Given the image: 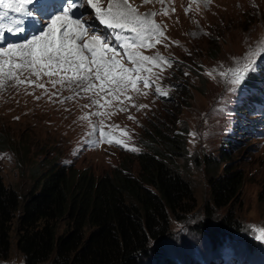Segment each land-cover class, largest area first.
I'll list each match as a JSON object with an SVG mask.
<instances>
[{"label": "rangeland", "instance_id": "1", "mask_svg": "<svg viewBox=\"0 0 264 264\" xmlns=\"http://www.w3.org/2000/svg\"><path fill=\"white\" fill-rule=\"evenodd\" d=\"M106 3L104 0L105 6ZM130 3L141 14L161 13L153 18L166 25L167 39L155 48L142 51L152 56L159 52L172 59L170 68L153 67V74H158L159 80L157 75H152L169 95L159 96L155 86L143 89L138 84L148 95H129H133L135 105H148L147 108L133 107L125 101L128 111L121 112L115 107L118 102H114L112 107L102 110L112 113L110 117L90 115L85 120L82 117L97 108L84 107L91 104V99L82 93L72 100H64L73 92L57 86L51 91L59 90L60 94L53 100L47 96L37 100L35 96H41V89L32 95L24 89L17 92L8 88L0 93V135L7 139L0 141L4 182L27 192L35 183L34 170L42 167L48 158L57 159L67 167L90 170L96 176L112 171L122 162L135 170L138 151L103 142L100 127L113 131L109 126L119 125L113 131L116 138H124L120 129L126 128L130 134L127 142L139 151L144 149L140 138L154 124L158 123V128L165 124L175 130L186 127L187 153L177 158L176 164L191 182L196 206L181 218L169 219L170 233L157 244L161 250H168L152 249L143 257V262L160 263L161 256L168 253L171 260L183 262L194 259L193 254H197L208 263L222 259L216 264H257V260L264 264L261 262H264V242L254 238L258 234L256 229L264 228V108L253 105L248 108L252 93L263 90L264 98V0H211L207 6L201 4L198 12L190 13L185 9L191 0H166L165 4L158 0L150 3L130 0ZM164 7L168 8L169 16L162 15ZM3 11L1 8L0 14ZM44 13L47 15L46 10ZM13 19L10 14L0 15V25H9ZM38 19L47 21L44 14ZM103 32L101 27L100 34ZM23 39H4L0 44ZM253 53L256 54L254 69L246 75L240 88L230 91L228 80L220 77L219 71L242 66ZM210 71L215 78L207 75ZM27 92L31 93L32 89L28 88ZM224 167L240 170L243 181L231 202L218 207L210 200L209 177L214 172H222ZM207 212L210 226L230 214L236 229L230 230L231 233L219 232L221 236L212 243L207 231L194 225L204 220ZM66 220L59 221V232ZM15 236L13 229L10 252L0 259V264H23Z\"/></svg>", "mask_w": 264, "mask_h": 264}, {"label": "trees", "instance_id": "2", "mask_svg": "<svg viewBox=\"0 0 264 264\" xmlns=\"http://www.w3.org/2000/svg\"><path fill=\"white\" fill-rule=\"evenodd\" d=\"M261 94L254 95L250 104L259 102ZM152 127L140 138L144 149L135 155V170L122 162L96 176L48 158L34 170L31 189L20 192L4 182L0 168V259L10 252L13 229L23 264H150L142 259L152 249L168 250L157 244L170 233L169 219L181 218L197 201L191 182L176 164L187 153V128L175 130L165 124L158 128V123ZM1 140L7 139L0 135ZM242 181L238 169L224 167L210 174V200L218 207L227 205ZM209 219L207 212L194 225L207 231L212 243L220 233L236 229L230 214L214 226ZM61 220L67 223L59 232ZM167 254L154 264H216L222 260L208 263L193 254L194 259L183 262Z\"/></svg>", "mask_w": 264, "mask_h": 264}, {"label": "snow or ice", "instance_id": "3", "mask_svg": "<svg viewBox=\"0 0 264 264\" xmlns=\"http://www.w3.org/2000/svg\"><path fill=\"white\" fill-rule=\"evenodd\" d=\"M150 2L143 0V3ZM158 2L165 4L166 0ZM40 3L41 0H0V8L4 9L0 15L7 17L12 12L33 16L29 5ZM210 3L211 0H191L185 11L198 12L201 4L207 6ZM82 9L85 11H74ZM171 11L175 12V8ZM89 12L93 15L92 20L86 19ZM160 14H141L130 0H107L106 6L104 0H64L59 14L52 13L46 22L42 20L43 26L38 31L21 42L0 44V93L14 88L17 92L24 89L26 94L34 95L36 89H41V96H35L37 100L42 96L53 100L60 94L59 90L51 91L57 86L73 92L72 96L64 97V100H72L82 93L91 99V104L84 107L94 105L97 108L94 113L82 117L85 120H89L90 115L110 117L112 113L102 110L112 107L114 102H118L115 107L121 112L128 111L124 106L125 101L133 107L147 108L148 105H135L134 97L129 93L147 96L148 92L143 89L155 86L159 96L169 95L152 79V75H157L159 80L160 76L153 74V67L161 70L170 68L172 59L159 52L152 56L142 51L155 48L167 39L166 25L153 18ZM162 15H170L167 7L163 8ZM23 24V19L14 18L11 26L0 25V40L5 39V31L17 35L24 33ZM101 27L104 29L103 34H100ZM255 55L249 56L240 67L219 71L218 75L228 80L230 91L235 92L240 88L246 75L254 69ZM207 75L215 78L211 71ZM138 84H142L143 89ZM28 88L32 89L31 93L27 92ZM129 119L136 118L129 116ZM109 127L114 131L119 125ZM93 130H96L95 125ZM113 131H104L100 127L103 142L133 152L139 151L127 142L130 134L126 128L120 129L124 138L114 137ZM256 232L258 234L254 238L264 242V228H258Z\"/></svg>", "mask_w": 264, "mask_h": 264}, {"label": "bare ground", "instance_id": "4", "mask_svg": "<svg viewBox=\"0 0 264 264\" xmlns=\"http://www.w3.org/2000/svg\"><path fill=\"white\" fill-rule=\"evenodd\" d=\"M41 1H44V3L46 4V6H44V10H46V13H47V17H49L52 13H56V14H59V9L60 7L57 5L56 3V0H41ZM32 6V5H30ZM30 11L33 12V16H25L23 14H20V13H12V12H9L10 15H12L14 18H19V19H23L24 21V24L23 26L25 27V32L24 33H21V34H11V33H7L5 31V39L7 40H19L18 38H25L27 36H30L32 33L38 31L42 26L43 24L41 22H39L36 17L34 16V10L29 8ZM26 22H29L31 24H33L34 26H36V28L32 29L30 31V24L27 25ZM9 26H11V21L9 22ZM18 42H21V41H18Z\"/></svg>", "mask_w": 264, "mask_h": 264}]
</instances>
